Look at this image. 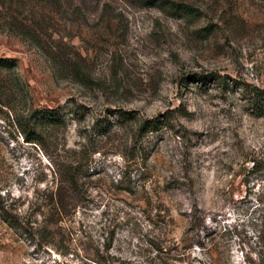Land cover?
<instances>
[{"label":"rangeland","instance_id":"1","mask_svg":"<svg viewBox=\"0 0 264 264\" xmlns=\"http://www.w3.org/2000/svg\"><path fill=\"white\" fill-rule=\"evenodd\" d=\"M0 58L69 111L43 143L0 117V264H264V0H0Z\"/></svg>","mask_w":264,"mask_h":264},{"label":"trees","instance_id":"2","mask_svg":"<svg viewBox=\"0 0 264 264\" xmlns=\"http://www.w3.org/2000/svg\"><path fill=\"white\" fill-rule=\"evenodd\" d=\"M256 93L258 98L264 97V89H258ZM68 112L64 106L55 108L36 107L26 82L17 70L16 61L0 58V117L21 134L25 141L43 143L52 135L58 140L59 134H64L67 127ZM119 115L127 120L133 117L131 112L123 110L119 111ZM96 125L103 135H108L112 131L109 121L100 119ZM160 126L158 120H145L141 124L142 129L158 130ZM84 173L76 160L74 162L63 161L60 164L59 192L52 191L51 193L50 205L53 212L49 217V222L58 223L63 219L61 209H68L73 204L74 199H77V196L72 195L80 191ZM0 211L3 219L10 226L22 227L19 217L9 212L8 207L0 206ZM114 237V233L110 234L106 238V242L103 243L107 251L111 250ZM49 243L53 242L49 240ZM97 262L101 263L100 261Z\"/></svg>","mask_w":264,"mask_h":264}]
</instances>
